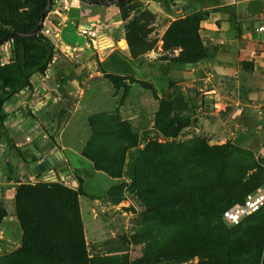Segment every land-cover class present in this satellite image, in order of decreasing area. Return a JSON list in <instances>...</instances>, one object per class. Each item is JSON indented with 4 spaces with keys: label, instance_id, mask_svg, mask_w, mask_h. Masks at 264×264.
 I'll list each match as a JSON object with an SVG mask.
<instances>
[{
    "label": "rangeland",
    "instance_id": "obj_1",
    "mask_svg": "<svg viewBox=\"0 0 264 264\" xmlns=\"http://www.w3.org/2000/svg\"><path fill=\"white\" fill-rule=\"evenodd\" d=\"M14 1L20 12L34 8L33 0ZM231 1L84 2L83 13L51 17L58 37L49 38L78 47L80 69L48 96L33 78L38 99L18 111L9 110L16 94L0 83L3 114L13 113L7 124L18 128L11 133L0 118V257L22 243L14 193L35 180L30 163L46 142L65 166L41 176L78 193L89 264H264V208L237 226L221 219L225 206L264 180V105L237 92L238 73L209 95L201 81L168 72L170 63H202L178 60L182 48L166 36L175 21L231 4L244 10L241 22L259 24L264 0ZM261 65L252 82L264 74ZM67 169L77 186L61 178Z\"/></svg>",
    "mask_w": 264,
    "mask_h": 264
},
{
    "label": "trees",
    "instance_id": "obj_2",
    "mask_svg": "<svg viewBox=\"0 0 264 264\" xmlns=\"http://www.w3.org/2000/svg\"><path fill=\"white\" fill-rule=\"evenodd\" d=\"M94 1L96 0L85 3L94 6ZM16 2L0 0V19L8 25L0 28V38L11 32L33 30L40 20L47 0H33L34 8L30 13L20 12ZM129 2H116V5L122 8ZM212 13L225 15L228 22L236 23L235 8L231 4L217 6L211 11L197 12L172 23L166 36L171 37L174 46L182 48L179 61L198 63L209 56L210 49L204 45L200 36V23ZM123 15L126 18V15ZM12 39L11 60L0 64V83L10 94L15 95L24 88L31 92L34 88L33 76L44 75L52 63L54 43L43 33L15 36ZM189 45H193L190 51ZM185 55L188 56L187 59L181 57ZM248 65V62H244V69H252ZM56 75L60 84L66 82ZM2 105L0 102V118L4 120L6 116L3 114ZM263 182L264 180L245 192L237 201L225 206L221 211V219L226 208L241 201L247 193ZM79 195L88 196L82 190ZM77 198L76 191L53 180L19 184L15 189L14 204L16 218L22 230V243L9 255L0 257V264H89L83 226L78 216ZM263 208L264 206L237 225L255 216ZM2 217L3 212H0V218Z\"/></svg>",
    "mask_w": 264,
    "mask_h": 264
},
{
    "label": "crops",
    "instance_id": "obj_3",
    "mask_svg": "<svg viewBox=\"0 0 264 264\" xmlns=\"http://www.w3.org/2000/svg\"><path fill=\"white\" fill-rule=\"evenodd\" d=\"M232 2H234V0H232L231 3ZM242 11L244 10H241L240 12V10L235 9V15L237 16L235 24L228 22L225 19L226 16L220 13H212L205 20L201 21V39L204 45L209 47L210 52L211 50L214 51V54L203 60L197 67H189L188 64L173 65L170 63L168 66V72L180 76L183 81H189L191 83L201 81V83H204V87L206 89L205 93H209V95L213 93L216 94L218 89H223L224 83L222 81L225 75L227 77L232 74L231 76L235 77V74L238 73V78L240 79L236 82V87L238 89L237 92L244 96L246 95L245 99L247 103L256 102V106L264 105V74H261V77H259L257 81L252 82L250 79L252 76L251 74H257L258 63H261V68H264V62L261 57L257 58V60H251L249 57L251 50L257 48V40L261 37V34L255 32V28L260 24L261 20L255 28L251 27L248 23L245 24L239 19V15ZM79 12L83 13L84 11L81 10ZM262 15L264 16V13ZM60 42L61 43L58 44L54 42L56 45L54 49V57L52 63L46 71V74H38L33 77L35 87L40 91L43 89L46 90L44 91V96L52 95L51 89H56L60 93L59 90L62 89V87L68 82L74 80L79 73V66L74 68L76 65L74 63V60H76L75 57H78L81 54V52L75 53L78 47L69 46V43L65 41V39ZM125 44L127 45L126 40ZM65 45L72 48H70L67 52L64 50ZM244 62H248L249 68L252 69H244ZM230 65L233 67V71L228 69V66ZM80 72L82 74L84 73L83 70ZM56 74L59 75L60 79H65L66 82L60 84L57 80ZM212 81L216 82V86L213 85L214 83ZM258 86L260 87L261 92L259 95L256 93ZM20 97H22L23 100L18 103L17 100L19 101ZM37 99V93L34 91L30 92L25 90L23 92H19L11 101V105L14 106L12 108L9 107V110H22V105H28V107L31 108L36 103ZM10 118H14L13 113L6 116L4 120L5 125L9 128V131L13 133L18 129L16 126L17 122H14V124H11L12 126H10L7 124V121ZM30 129H33V126ZM45 145L46 149L43 150V153L38 151L37 153H39L40 156L38 159L34 160L41 161L55 152L52 145H47L46 142L44 143V146ZM32 173L33 175H46L45 173L47 172L36 173L32 170Z\"/></svg>",
    "mask_w": 264,
    "mask_h": 264
},
{
    "label": "built area",
    "instance_id": "obj_4",
    "mask_svg": "<svg viewBox=\"0 0 264 264\" xmlns=\"http://www.w3.org/2000/svg\"><path fill=\"white\" fill-rule=\"evenodd\" d=\"M81 4H84L83 0H52L51 7L47 13L44 21L41 33L45 36L55 39L58 37V26L54 25L51 17H64L67 11H81ZM52 26H55L52 28ZM90 28L92 26H89ZM83 31H91V29H82ZM255 32L261 34V37L257 40V48H254L249 53L251 60H257L261 57L264 62V16L261 17L260 24L255 28ZM13 39H8L0 45V64L8 63L11 60ZM56 175L58 170L54 171ZM51 175V174H49ZM53 175V174H52ZM55 175V174H54ZM44 177L34 175L31 177V182L45 181ZM264 206V182L257 186L254 190L247 193L241 201L234 203L222 212V220L230 225L234 226L239 224L244 218L258 212Z\"/></svg>",
    "mask_w": 264,
    "mask_h": 264
},
{
    "label": "water",
    "instance_id": "obj_5",
    "mask_svg": "<svg viewBox=\"0 0 264 264\" xmlns=\"http://www.w3.org/2000/svg\"><path fill=\"white\" fill-rule=\"evenodd\" d=\"M84 2H89V0H83ZM131 0H96L94 1V4H101V5H107L112 4L116 2H129ZM52 0H47L46 6L41 12L40 20L37 23V26L29 31V32H11L0 38V45L7 41L8 39H11L15 36H32L41 33L43 28V21L47 15V13L50 10ZM34 77V76H33ZM64 161L62 160V153L60 150H56L53 154H50L49 156L45 157L41 161L33 160L30 163V167L32 170L36 173H44L47 172L49 169L61 170L62 167H64ZM61 178L64 179H70L73 186H77V181L72 178L71 174L69 173L68 169L61 174Z\"/></svg>",
    "mask_w": 264,
    "mask_h": 264
}]
</instances>
